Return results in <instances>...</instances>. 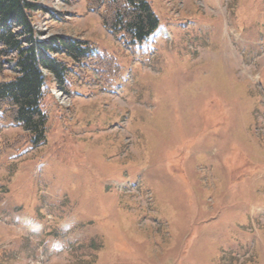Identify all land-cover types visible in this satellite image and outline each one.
Here are the masks:
<instances>
[{
  "label": "rangeland",
  "instance_id": "374dc122",
  "mask_svg": "<svg viewBox=\"0 0 264 264\" xmlns=\"http://www.w3.org/2000/svg\"><path fill=\"white\" fill-rule=\"evenodd\" d=\"M149 1L159 30L128 50L84 0H38L42 39L120 74L49 81L38 148L0 124V264H264V0Z\"/></svg>",
  "mask_w": 264,
  "mask_h": 264
},
{
  "label": "trees",
  "instance_id": "16d2710c",
  "mask_svg": "<svg viewBox=\"0 0 264 264\" xmlns=\"http://www.w3.org/2000/svg\"><path fill=\"white\" fill-rule=\"evenodd\" d=\"M84 2L89 12L100 15L107 32L119 36L127 48L134 50L159 28L149 0ZM40 13L48 11L38 0H0V124L11 121L23 132L10 150L35 149L45 141L49 113L43 102L50 94L46 90L48 79L55 88L69 93L72 77L77 78L72 80L75 83L83 82L94 72L103 86L110 87L120 74L116 59L95 55L88 40L61 34L39 38L44 35L35 30Z\"/></svg>",
  "mask_w": 264,
  "mask_h": 264
}]
</instances>
